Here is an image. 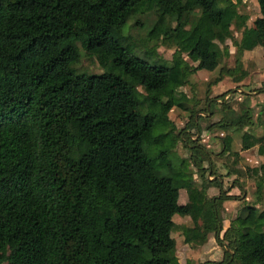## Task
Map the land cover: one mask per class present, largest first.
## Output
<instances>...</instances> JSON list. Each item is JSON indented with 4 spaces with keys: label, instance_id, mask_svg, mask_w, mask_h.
I'll return each mask as SVG.
<instances>
[{
    "label": "trees",
    "instance_id": "16d2710c",
    "mask_svg": "<svg viewBox=\"0 0 264 264\" xmlns=\"http://www.w3.org/2000/svg\"><path fill=\"white\" fill-rule=\"evenodd\" d=\"M239 1L0 0V264H181L174 228L183 243L212 234L221 244L220 259L197 264H264V206L242 201L221 231L219 202L238 196L216 177L207 180L219 192L207 195L193 178L204 160L212 169L233 131L242 130L240 149L263 153L264 130L243 129L248 110L220 116L207 126L226 131L213 152L187 142L169 116L178 107L192 117L179 87L193 71L217 68L215 82L242 68L243 51L264 47V0L250 24ZM145 12L153 19L143 37L124 34L127 19ZM226 39L232 67L221 65ZM158 45L172 48L169 60ZM81 50L101 71L75 67ZM225 161L227 173L242 174ZM246 167L261 202L264 165Z\"/></svg>",
    "mask_w": 264,
    "mask_h": 264
},
{
    "label": "rangeland",
    "instance_id": "374dc122",
    "mask_svg": "<svg viewBox=\"0 0 264 264\" xmlns=\"http://www.w3.org/2000/svg\"><path fill=\"white\" fill-rule=\"evenodd\" d=\"M238 9L240 11L246 12L248 14L247 22L250 24L252 18L256 15H259V5L256 0H240L238 3ZM153 19V14L150 12H145L144 14H136L127 19L125 27L123 29L124 34H129L134 39L138 37H143L146 28L150 24ZM142 24V25H141ZM233 35L235 37L238 36V32L233 31ZM226 44L228 45L229 55L225 56L222 59L221 65L223 67H232L233 62V46L231 44L230 39H226ZM151 41H146L145 44H141L142 47H151ZM139 50V49H136ZM141 51V50H140ZM81 55L78 61L75 63V67L79 70H86L89 72H99L101 71L100 66L96 62V60L90 55L86 54L84 50H81ZM157 54L169 60L172 48H167L162 45H158L156 47ZM185 59L190 63L191 61L184 55ZM243 62H241L242 68L238 69V71H232L231 74H223L217 81H212L213 78L217 74V68L212 71L206 70H196L193 71L189 75V83L180 86L179 89L183 92V100L189 109H192V117L194 121L196 119L197 123H191L190 125H186L188 120L191 121V118L188 117L187 111H183L178 107H173L169 111V116L173 119V122L176 124V128H181L183 131L182 135L185 137L186 141L189 143H199L207 150L210 149V145L208 146L210 136L213 137V133H210L204 137L203 134L207 132L204 129L207 128L209 122H214L219 119L220 116H236L243 112V110H248V114L250 115V123L246 127L259 135L264 130V47L263 46H255L250 50H245L242 53ZM208 83V84H207ZM262 88V89H259ZM219 94L213 95L215 97L214 100H211L209 104L205 105L202 103L204 97L211 94ZM212 96V95H211ZM189 121V122H190ZM195 124H197L195 128ZM186 125V127H185ZM223 131V130H221ZM242 131V130H240ZM212 132L219 133L218 128L212 129ZM199 134V135H198ZM216 134L214 135L215 137ZM235 135H238L236 131ZM186 136H189L188 140ZM212 146H216L218 150L221 148L219 144H214ZM175 151L181 155L185 156L189 153L188 148L183 146V141L179 140L175 145ZM238 154V153H237ZM214 155V154H213ZM216 158V157H215ZM220 162V161H219ZM219 162H215L212 167V174H215L216 171H226L223 169V165ZM231 167L240 168L242 174H233L228 177L225 183L223 182V186L227 187V183L229 180H233L235 175L236 179H242V184L238 187L237 196H241L243 191L250 190L253 193L254 185H255V175H253L249 169H247V165H255L258 168L264 165V151L259 154L256 151V145L254 147L249 148L248 151L243 153L241 159L237 160L233 152L228 150L227 158L225 161ZM233 162H235L233 164ZM250 162V164H248ZM204 167V173L208 169L207 168V160L202 162ZM202 170V169H201ZM199 170V171H201ZM199 172L197 170L194 171L193 174L196 175V180L201 181L205 184V192L211 194L212 192L218 193L219 187L209 182L206 178L197 177ZM207 175V173H206ZM230 175V174H226ZM208 177L210 176L207 175ZM221 176V174H219ZM233 182V181H232ZM211 183V184H210ZM249 192V193H250ZM244 196V195H243ZM242 196V197H243ZM247 202L252 203L254 196L247 197ZM243 201V200H242ZM241 201V202H242ZM184 202L185 197L183 191H179L177 197V207H176V215L175 222L178 223L183 218L184 213ZM244 202V201H243ZM246 202V203H247ZM238 204V203H237ZM236 204V205H237ZM257 205L259 207L264 206V200L258 202ZM238 209V208H237ZM233 211V210H232ZM219 218L221 224L224 223L226 219L229 220L234 216V212L229 210H225L221 206V201L219 202ZM236 213V212H235ZM172 235L175 238L176 242V253L177 256L181 260L187 256V251H189L190 246L181 242L179 238V232L177 228L172 230ZM212 240L206 241L203 245V255L206 257L205 259L209 260H218L223 255V250L221 244L216 242L212 235ZM220 248V249H219ZM189 249V250H188ZM193 251V250H191ZM198 254V251H197ZM193 255V253H192ZM191 255V256H192Z\"/></svg>",
    "mask_w": 264,
    "mask_h": 264
},
{
    "label": "crops",
    "instance_id": "0c3cea01",
    "mask_svg": "<svg viewBox=\"0 0 264 264\" xmlns=\"http://www.w3.org/2000/svg\"><path fill=\"white\" fill-rule=\"evenodd\" d=\"M200 70V69H199ZM212 71V70H211ZM215 94V93H214ZM214 94H211V95H214ZM211 95H209V96H211ZM207 105V104H206ZM195 123H197L196 122V119H195ZM209 123H211V122H209ZM196 126H197V124H195V128H196ZM214 128H216V127H207L206 129H204V131L205 130H207V132H205L204 134H203V136L204 137H206L208 134H209V132L210 133H213V137H211L210 136V139H209V143H207L208 144V146L210 145V149H211V151H213V152H218V148H216V146H212V145H214V144H219V146H221L220 145V140H221V138L219 137V136H222L226 131L225 130H223V131H221V129L220 128H218V130H219V133H217L216 134V132H212V129H214ZM243 129H245V130H247V131H249L251 134H253V135H256L255 133H253V132H251L249 129H248V127H243ZM240 130L238 131V135H235V131H233L232 133H231V142H230V146H229V151H237V153H238V155H237V160L239 159H241V157L243 156V153H245L246 151H248L249 150V148H247V149H240V144H239V134H240ZM216 134V136L217 137H215L214 135ZM199 135V134H198ZM252 147H254V146H252ZM251 148V147H250ZM228 150L227 151H225V153H223L221 156H218V155H216V154H211V163H212V167L215 165L214 163L216 162H219V163H221L222 165H223V169H226V171H221V170H219V171H216L215 172V174H212L211 172V170L212 169H207L206 171H205V173H204V169L203 170H201V171H198L199 173L197 174V177H200V178H206V179H210V178H217V181L219 182V183H221V185H225V184H223V182L225 183V181H227V179H228V177L229 176H231V175H233L234 173H232V172H230V173H227V168L224 166V164L222 163V158H227V154H228ZM216 157V158H215ZM248 164H250V162H248ZM253 165V164H252ZM252 165H250V166H252ZM205 167V166H204ZM206 173H207V175H209L210 174V176L208 177L207 175H206ZM219 174H221V176H219ZM226 174H230V175H226ZM193 178L196 180V175L195 174H193ZM241 178L240 179H238L237 181V183H232V181L231 180H229L228 181V183H227V187H225V189H226V193H228V194H235V195H237V190H238V187L242 184V182H241ZM197 181V180H196ZM201 182V181H200ZM250 190L248 189V190H246V191H243L242 192V195L241 196H239L238 198H230V199H225V200H223L222 202H221V206H222V208L223 209H225V210H229V211H231V212H234V215H235V212L237 211V208L241 205V201L243 200L245 203L247 202V197H251V196H254V198H253V201H252V203L250 202V204H253V205H255L256 207H259L258 205H257V203L258 202H256L255 201V194H254V191H253V193L252 192H250ZM207 195H215V194H217V193H214V192H212L211 194H209V193H206ZM244 195V196H243ZM243 196V197H242ZM185 197V196H184ZM185 199H186V197H185ZM238 203V204H237ZM248 203V202H247ZM237 204V205H236ZM260 208V207H259ZM233 210V211H232ZM176 215V214H175ZM184 217V216H183ZM175 218V217H174ZM229 218H230V214H229V217H228V219H226L225 221H224V223L223 224H221V226H222V228H221V231L228 225V223H229ZM213 238H212V234H209L208 236H207V238H206V240L203 242V243H201V244H199V245H191V244H188V243H184V244H187L188 246H190V250L189 251H187V256L186 257H184V259L183 260H181L180 258H179V256H177V253H176V242H175V254H176V256H177V258H178V261L181 263V264H183V263H185L186 261H189L190 262V264H197V262H200V261H203V260H205V258L206 257H204V255H203V253H204V251L202 250L203 248V244L206 242V241H208V240H212ZM220 249V248H219ZM191 250H193V251H191ZM197 251H198V254H197ZM192 253H193V255H192ZM192 255V256H191ZM221 258V257H220ZM209 259V258H208Z\"/></svg>",
    "mask_w": 264,
    "mask_h": 264
}]
</instances>
